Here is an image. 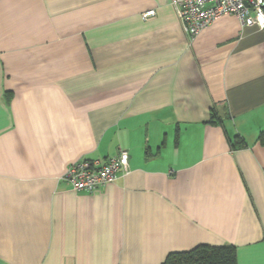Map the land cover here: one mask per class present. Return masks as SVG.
<instances>
[{
	"label": "crops",
	"instance_id": "0c3cea01",
	"mask_svg": "<svg viewBox=\"0 0 264 264\" xmlns=\"http://www.w3.org/2000/svg\"><path fill=\"white\" fill-rule=\"evenodd\" d=\"M261 132L264 28L224 15L190 39L173 0H0V264L203 245L264 264ZM121 149L128 173L97 191L62 178Z\"/></svg>",
	"mask_w": 264,
	"mask_h": 264
},
{
	"label": "built area",
	"instance_id": "2783aa9c",
	"mask_svg": "<svg viewBox=\"0 0 264 264\" xmlns=\"http://www.w3.org/2000/svg\"><path fill=\"white\" fill-rule=\"evenodd\" d=\"M185 34L193 39L220 16L232 15L241 26L264 28V0H173ZM150 10L143 13L147 18ZM129 171V153L119 150L116 156L104 161L82 159L66 168L62 178L74 192L92 193L112 183L119 174Z\"/></svg>",
	"mask_w": 264,
	"mask_h": 264
},
{
	"label": "trees",
	"instance_id": "16d2710c",
	"mask_svg": "<svg viewBox=\"0 0 264 264\" xmlns=\"http://www.w3.org/2000/svg\"><path fill=\"white\" fill-rule=\"evenodd\" d=\"M217 119L216 113L211 112L209 123H221V119ZM258 138L264 140V132H261ZM233 141H237L238 144L242 143V145L245 143L240 136L235 137ZM163 264H237V256L235 248L231 245H203L186 252L170 253Z\"/></svg>",
	"mask_w": 264,
	"mask_h": 264
}]
</instances>
